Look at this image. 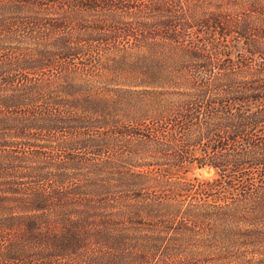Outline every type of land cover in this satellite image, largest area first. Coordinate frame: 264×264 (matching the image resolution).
Listing matches in <instances>:
<instances>
[{
	"label": "rangeland",
	"instance_id": "374dc122",
	"mask_svg": "<svg viewBox=\"0 0 264 264\" xmlns=\"http://www.w3.org/2000/svg\"><path fill=\"white\" fill-rule=\"evenodd\" d=\"M145 4L146 0H0V220L16 226L26 215L28 231L40 215L41 222L59 227L53 234L61 239L67 217L88 221L93 243L86 246L96 253L88 259L90 264H264V211L235 215L221 226L204 218L202 214L215 212L220 171L200 165L201 154L214 145L220 151L225 148L221 153H232L236 123L228 111L262 122L249 132L244 146L264 136V27L256 32L260 40L255 48L237 37L222 42L223 48L232 47V54L223 59H230L227 65L236 78L230 84L226 75L217 85L229 86L221 93L226 91L224 97L232 105L212 112L213 118L221 119L216 142L201 144L198 158L183 159L172 150L160 151L136 125L145 92L149 105L162 93L180 91L186 72L176 56L187 50L169 51L172 40H137L124 33L155 12ZM224 7L231 6L214 0L187 5V22L182 25L194 47L200 37L195 20L208 12L216 16ZM214 34L219 40L218 27ZM171 60L175 64L168 72L172 69L179 79L175 86L164 82L170 72L161 73ZM198 62L204 65L196 60L190 69L194 73L204 71ZM133 173L157 177L155 192L136 197L154 184ZM102 179L110 183L104 189ZM124 180L135 191L115 196L120 190L114 186L123 188ZM199 182L201 193L195 188ZM176 183L181 184L178 192L172 189ZM109 191H114L112 197L105 194ZM190 203L206 205L201 209L207 210L188 215L184 223L191 222L185 229L192 230L183 233L184 243L162 241L155 225L161 212L168 204L188 210ZM155 205L161 208L153 209ZM182 220L180 215L176 222ZM123 224L132 238L119 245ZM43 236V244L50 245V232ZM144 236L150 237V247H135V242L143 244L139 238ZM114 248L125 252L113 256Z\"/></svg>",
	"mask_w": 264,
	"mask_h": 264
},
{
	"label": "trees",
	"instance_id": "16d2710c",
	"mask_svg": "<svg viewBox=\"0 0 264 264\" xmlns=\"http://www.w3.org/2000/svg\"><path fill=\"white\" fill-rule=\"evenodd\" d=\"M192 1L194 0H146V8L151 6L155 12L151 13L152 11H150L142 23L139 20L135 24H131L128 29H124L127 36L137 40H156L155 37L164 41L172 40L173 43L168 45L173 47L169 50H173V53L177 49L187 50L184 55L177 54L176 56V58L182 59V65L186 70L181 75L182 82L185 84L184 88L179 85L180 91L162 93L160 97L152 98L149 105H146L145 95L148 93L145 92L141 100L144 105L143 109L140 110L142 116L136 122L137 129L140 135L145 137V140L151 142L160 151L163 149L172 154V150L173 153L183 159L198 158L195 153L201 144L208 146V143L216 142V138L219 137L218 125L221 119L213 118L212 112L215 110L219 112L217 106L224 110L227 109L226 106L231 104L224 97L226 91L221 93L222 90H228L229 86L217 85V81L223 80L226 75H229L226 80L230 84L236 78V75L232 73L234 68L229 69L230 65H227L231 63L230 59L228 57L229 61L223 59L226 55L232 54V47L225 49L222 42L230 40V37H237L238 40L244 39L247 45H250L248 46L250 49L255 48L257 44L254 43L260 40L256 38V32H260L262 26L264 27V0H214L217 5H230L231 7L222 8L216 13V16L212 12H208L206 17L195 20L197 22L195 24L200 29V37L196 40L198 45L194 47L192 38L190 39L189 33H186L184 25H182L187 22L184 20L187 16V5ZM203 1L205 0H199V2ZM249 5L260 6L257 8L256 6L249 7ZM255 12H259L257 15L259 17L251 19L252 13ZM179 13L182 17L178 16ZM138 16L141 19V16ZM247 19L249 23L245 24ZM217 27L219 28V40L214 34ZM179 29L180 31H178ZM207 30H212V32L206 34ZM220 40H222L221 43ZM225 45L228 46V42H225ZM226 50L227 52H225ZM196 60L204 64L201 66V63L198 62V67L199 69L202 67L203 72L194 73L190 70ZM174 64L171 60L162 68L161 73L164 70L168 72V69L173 68ZM169 72L164 82L177 85L178 77L172 73V69ZM221 87L224 88L221 89ZM234 101L236 100L234 99ZM151 112L154 113V116L149 115ZM229 113L234 117L233 122L236 123L232 125L236 134L231 149L233 155H231L232 153H221L225 148L220 151V147L214 145L210 152L204 151V154H201L202 158H200L201 166H211L220 171L219 179L215 181L220 189L218 201L214 205L215 212L200 214L204 218L216 221L220 226L230 224L226 222H231L235 215L243 214L247 217L254 216L255 212L264 211V136L255 140L251 139V143L244 146L245 138L248 137L249 132L256 129L258 124L262 122L251 115L250 117L246 114L240 115L241 111L236 116L232 111H228ZM146 121L149 123L146 124ZM132 176H140L144 181L152 184L158 180L157 177L152 178L150 175L141 173H133ZM128 181L122 182L123 188L114 186L113 189L120 191L116 193L109 191L105 194L109 197H112L113 193L115 196L119 194V197L132 194L135 189L130 190L134 187ZM108 182L102 179L101 188L104 189L106 185H109ZM199 184L200 182L195 188H197L198 193H201L202 184ZM179 185L181 184H174L173 191L178 192L176 189L179 188ZM157 187L158 185L155 184L148 185L139 192L141 195H138V192L135 195L138 198L145 197V195L155 192L152 189ZM207 191L209 192V190ZM204 206L206 205L190 203L189 209L184 210L183 206L178 204H168V210L161 212L155 224L160 231V239L162 241L167 239L170 243L171 241L182 242L180 238H182L183 233L188 235L192 230L186 231L185 229V226L191 221L186 225L184 221L188 220V215L193 211L207 210L201 209ZM157 208H161V206L155 205L153 207V209ZM180 215L184 220L177 223L176 220ZM20 218L22 223L16 226L5 223L4 219L0 220V264H90L88 259L92 260L96 255L95 250L86 246V242L93 243L88 236L91 231L88 221L87 223L76 222L67 217L63 222V227H61L64 229L61 239L53 234L55 229L59 227L41 222L40 215L35 217L37 220L31 221L30 219L31 224H29L28 231L25 224L28 217L23 215ZM110 222L113 220L110 219ZM259 225L261 226L263 223ZM46 232H50L52 235L50 245H45L43 244L45 241H42ZM130 232L129 228L123 224V230L119 233V240L117 239L116 243L126 245L127 241L132 238L128 237ZM262 237L264 236L262 235ZM149 238V236L140 237L139 239L143 244L135 242L134 246L141 247V249L149 248L150 246H147ZM155 240L156 238H153L151 241ZM70 241L75 242L77 246L71 245ZM124 252L114 248L111 255L118 256ZM140 255L142 254L140 253ZM143 255L148 257L145 250Z\"/></svg>",
	"mask_w": 264,
	"mask_h": 264
}]
</instances>
